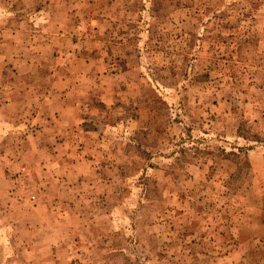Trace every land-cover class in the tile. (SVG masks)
Here are the masks:
<instances>
[{
  "label": "rangeland",
  "instance_id": "obj_1",
  "mask_svg": "<svg viewBox=\"0 0 264 264\" xmlns=\"http://www.w3.org/2000/svg\"><path fill=\"white\" fill-rule=\"evenodd\" d=\"M0 264H264V0H0Z\"/></svg>",
  "mask_w": 264,
  "mask_h": 264
}]
</instances>
